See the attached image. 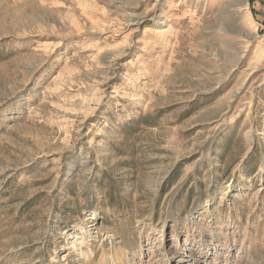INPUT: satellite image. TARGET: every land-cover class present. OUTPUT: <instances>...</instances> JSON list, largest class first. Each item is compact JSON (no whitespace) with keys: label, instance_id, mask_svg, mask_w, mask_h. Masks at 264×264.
<instances>
[{"label":"rangeland","instance_id":"rangeland-1","mask_svg":"<svg viewBox=\"0 0 264 264\" xmlns=\"http://www.w3.org/2000/svg\"><path fill=\"white\" fill-rule=\"evenodd\" d=\"M0 264H264V0H0Z\"/></svg>","mask_w":264,"mask_h":264}]
</instances>
